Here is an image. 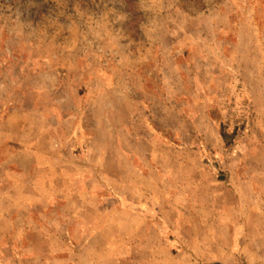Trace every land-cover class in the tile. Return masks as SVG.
Listing matches in <instances>:
<instances>
[{"label":"rangeland","instance_id":"374dc122","mask_svg":"<svg viewBox=\"0 0 264 264\" xmlns=\"http://www.w3.org/2000/svg\"><path fill=\"white\" fill-rule=\"evenodd\" d=\"M0 264H264V0H0Z\"/></svg>","mask_w":264,"mask_h":264}]
</instances>
